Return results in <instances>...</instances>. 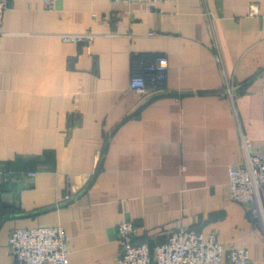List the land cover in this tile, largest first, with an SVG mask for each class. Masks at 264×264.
<instances>
[{
    "label": "crops",
    "instance_id": "crops-1",
    "mask_svg": "<svg viewBox=\"0 0 264 264\" xmlns=\"http://www.w3.org/2000/svg\"><path fill=\"white\" fill-rule=\"evenodd\" d=\"M45 1L3 16L0 264L14 229L50 225L69 264H116L122 219L150 249L189 228L264 264L229 185L264 143V0ZM134 55L167 59L163 90L130 89Z\"/></svg>",
    "mask_w": 264,
    "mask_h": 264
},
{
    "label": "built area",
    "instance_id": "built-area-1",
    "mask_svg": "<svg viewBox=\"0 0 264 264\" xmlns=\"http://www.w3.org/2000/svg\"><path fill=\"white\" fill-rule=\"evenodd\" d=\"M9 1L0 0V36L4 33L3 16ZM123 1L145 2L155 8L160 2L177 0H112L114 3ZM45 2L51 7L52 1ZM72 37L74 41L84 39L80 35ZM131 66L133 72L129 87L132 91L147 93L164 89L168 69L165 57L134 55ZM247 154L243 165L229 171L231 199L247 205L254 218L264 223V143L259 151ZM27 175L34 176L33 173ZM117 235L120 250L116 264H222L224 261L227 264H254L247 249L226 248L214 233L204 239L194 229L177 228L163 243L150 249L147 244L134 242L136 226L122 219L117 225ZM7 252L15 264H69L67 235L60 225L14 229L8 238Z\"/></svg>",
    "mask_w": 264,
    "mask_h": 264
},
{
    "label": "trees",
    "instance_id": "trees-1",
    "mask_svg": "<svg viewBox=\"0 0 264 264\" xmlns=\"http://www.w3.org/2000/svg\"><path fill=\"white\" fill-rule=\"evenodd\" d=\"M134 242L137 243V242L135 241V239H134Z\"/></svg>",
    "mask_w": 264,
    "mask_h": 264
}]
</instances>
